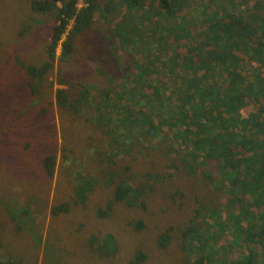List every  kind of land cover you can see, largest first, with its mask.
Segmentation results:
<instances>
[{
  "label": "rangeland",
  "instance_id": "obj_1",
  "mask_svg": "<svg viewBox=\"0 0 264 264\" xmlns=\"http://www.w3.org/2000/svg\"><path fill=\"white\" fill-rule=\"evenodd\" d=\"M33 1L0 0V260L7 264H129L139 251L143 255L141 264H180L185 248L192 252L191 262L215 252L221 262L225 255L226 260L238 258L239 242H233L237 227H232L234 219L229 217L237 214L241 205L236 198L247 200L249 194L240 196L238 186L237 196L229 193L235 186L219 173L226 187L219 185L218 176L213 181L199 175L160 179L162 157L151 158L144 148L149 143L158 148L160 138L144 142L126 121L119 126L115 122L118 111L110 112L114 135L107 133L105 125L109 123L104 124L105 119L98 118L100 114L106 115V109L115 108L113 101L104 106L98 104L107 102L106 84L115 91L129 86L131 76L124 75L127 69L122 67L130 65L129 72L138 68L132 66L133 62L130 64V54L125 57L124 49H119L116 55L110 50L115 44L111 30L114 35L119 24L141 20L137 10L128 9L129 16L123 20L125 9L121 4L117 9L114 0H101L110 17L97 18L75 39L70 59L59 61L45 82L29 89L30 79L23 66L39 65L44 59L52 25V20L33 10ZM186 1L190 3V11L199 7L198 0ZM149 3L150 0L144 3L145 20L152 26L150 20L154 18L165 23L156 12L158 5ZM187 11L185 7L183 12ZM261 12L264 20V10ZM139 27L134 29L139 31ZM147 33H135L141 44ZM149 33L154 39L153 43L147 40V46H154L155 50H161L156 38L165 34L171 42L180 35V31L172 36V32L161 28ZM256 44L253 40L249 46ZM56 50L59 55V47ZM120 64L125 66L120 68ZM58 69L64 85L57 84ZM151 69V73L144 74L143 81L153 80L162 85L167 79L165 75L155 66ZM247 70L243 67L237 70L238 82L242 76L249 80ZM220 85L227 87L225 81ZM57 89H67L68 102L77 107L69 104L60 110L55 103ZM259 102L264 105L263 99ZM254 106L255 102H251L247 109ZM100 122L102 127L96 128L95 123L100 126ZM245 141V146L232 142L229 147L232 151L247 147L257 153L263 151L250 145L252 139ZM137 142L140 151L134 161ZM49 152H56L58 157L66 155L63 164L58 159L53 179L41 169L42 158ZM119 182L128 184L136 194L115 202L113 193ZM81 187L82 203L77 199V189ZM178 188L180 192L173 194ZM107 206L111 211L98 215ZM163 233L168 240L160 248L158 238ZM115 244L117 248L113 247ZM254 250L260 254L258 262L262 261L264 256L259 247Z\"/></svg>",
  "mask_w": 264,
  "mask_h": 264
},
{
  "label": "trees",
  "instance_id": "obj_2",
  "mask_svg": "<svg viewBox=\"0 0 264 264\" xmlns=\"http://www.w3.org/2000/svg\"><path fill=\"white\" fill-rule=\"evenodd\" d=\"M114 1L117 9H120V4L125 9L123 20L127 19L133 9L142 18L119 24L114 35L113 29L111 30L115 39V44L110 43L114 44L110 48L113 55L119 49H124L125 57L130 54V64L133 62L132 66L138 68L135 72H129L127 70H130V65H119L120 68L124 65L122 68L127 69L124 75L131 76L129 86L124 85L122 89L115 91L106 84L104 98L107 102L98 104L104 106L113 101L115 108L106 109V115L100 114L98 118L103 117L104 124L109 123L105 125L107 133L114 135L110 112L118 111L115 122L119 126L126 121L128 127L142 136L144 142L149 138H160L158 148L152 147L151 143L144 147L149 157H162L160 179L168 177L171 180L173 175H199L206 176L207 181H213L219 173L235 186L230 188L235 189V192L230 190L229 193L237 196L238 186L241 188L238 189L240 196L249 194L247 200L236 198L241 205L237 214L229 217L234 219L232 227H237V236L233 235V242H239V257L226 260L225 255L221 262L220 258L216 259L215 252V255L203 254L191 262L189 256L192 252L185 248L180 264H264V257L258 262L260 254L254 250L259 247L264 256V105L259 102L264 100V20H261L264 0H198L199 7L194 11L189 10L190 3L186 0H150L149 6L158 5L159 11L156 12L165 20V23H158L156 18L150 20L154 27L145 20L143 8L147 0ZM157 1L159 4H155ZM32 7L50 22L52 20V25L49 27L44 59L39 65L23 66L30 79L29 89L38 88L37 84L43 83L59 61L70 59L75 39L97 18L110 17L102 8L101 0H34ZM185 7H188L186 13L183 12ZM106 9L108 11V7ZM171 21V25H165ZM157 24H160L161 29L172 32V36L180 31L177 40L175 38L171 42L166 40L165 34L164 39L156 38V44L161 50H155L154 46L148 47L146 43L147 40L153 43L154 37L149 32L156 33ZM136 27L141 30H135ZM136 32H148L146 37L141 38L144 45L139 42L140 37ZM253 40L257 44L250 47ZM136 56L142 57L138 59ZM152 66L167 78L162 85L155 84L153 80L143 81L144 74L152 72ZM240 67L248 69L249 80L242 76L237 81V70ZM60 73L58 69L56 81L57 84L64 85ZM224 81L227 87L221 88L220 84ZM76 102L80 103L79 100ZM251 102H255L254 109H247ZM55 103L60 110H64L69 104L77 107L68 102L67 89L55 91ZM146 108L150 111H146ZM104 111L105 107L101 112ZM102 124L97 126L95 123V127L101 128ZM248 138L252 139L250 145L253 148H262L263 151L257 153L256 149L248 147L243 151L230 149L232 142H237V146H245ZM135 146L137 149L133 151V160L137 161V153L140 151L138 142ZM61 150L65 152L62 148ZM58 159L63 164L66 155L62 153L58 157L56 152H49L42 158L41 169L50 179L55 176ZM218 183L225 186L221 178ZM180 190L178 188L172 193H179ZM138 193H142V190ZM135 194V189L119 182L113 197L118 202L130 199ZM83 196V187L78 188L77 199L81 203ZM109 211L111 207L107 206L106 211H99L98 215H107ZM52 212L56 211L53 209ZM222 226L225 230L226 226ZM167 240V234H161L158 238L159 247L163 248ZM217 242L218 240H214L219 245ZM113 247L117 248V244ZM142 256L137 251L129 264H141ZM0 264L7 262L0 260Z\"/></svg>",
  "mask_w": 264,
  "mask_h": 264
},
{
  "label": "flooded vegetation",
  "instance_id": "obj_3",
  "mask_svg": "<svg viewBox=\"0 0 264 264\" xmlns=\"http://www.w3.org/2000/svg\"><path fill=\"white\" fill-rule=\"evenodd\" d=\"M157 26H158V27H157V30L160 29V25H157Z\"/></svg>",
  "mask_w": 264,
  "mask_h": 264
}]
</instances>
